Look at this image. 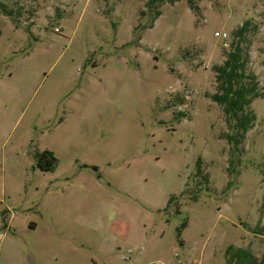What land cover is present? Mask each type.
I'll list each match as a JSON object with an SVG mask.
<instances>
[{
  "label": "rangeland",
  "instance_id": "374dc122",
  "mask_svg": "<svg viewBox=\"0 0 264 264\" xmlns=\"http://www.w3.org/2000/svg\"><path fill=\"white\" fill-rule=\"evenodd\" d=\"M148 2L0 0V264H264V0ZM246 21L230 146L213 67Z\"/></svg>",
  "mask_w": 264,
  "mask_h": 264
},
{
  "label": "trees",
  "instance_id": "16d2710c",
  "mask_svg": "<svg viewBox=\"0 0 264 264\" xmlns=\"http://www.w3.org/2000/svg\"><path fill=\"white\" fill-rule=\"evenodd\" d=\"M164 0H149L148 5L152 6L155 3ZM174 4L180 0H167ZM192 10H196L194 0H186ZM159 15L160 13L157 12ZM249 27V22L235 32V36L239 42L233 45L232 50L228 53L225 62L222 65L213 67L216 73L217 93L211 96V99L223 107V112L226 118V123L230 129L227 134V141L230 146L239 145L248 130L255 121V115L249 110V106L255 98L262 97L259 92L258 82L254 74L246 73V66L249 62V55L241 46V41L245 37ZM38 166L43 171L54 172L57 168L58 159L52 151L45 150L37 154ZM200 169V160L197 162ZM172 198L170 199V201ZM169 201V203H170ZM187 226V221H184L182 229ZM249 253L241 251L236 264H247Z\"/></svg>",
  "mask_w": 264,
  "mask_h": 264
},
{
  "label": "built area",
  "instance_id": "2783aa9c",
  "mask_svg": "<svg viewBox=\"0 0 264 264\" xmlns=\"http://www.w3.org/2000/svg\"><path fill=\"white\" fill-rule=\"evenodd\" d=\"M217 35H219V36H220V34H219V33H217ZM222 36H223V37H227V34H225V33H224V34H222Z\"/></svg>",
  "mask_w": 264,
  "mask_h": 264
}]
</instances>
